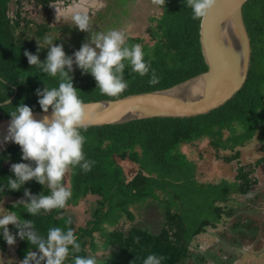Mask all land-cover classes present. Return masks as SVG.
<instances>
[{
	"label": "trees",
	"instance_id": "1",
	"mask_svg": "<svg viewBox=\"0 0 264 264\" xmlns=\"http://www.w3.org/2000/svg\"><path fill=\"white\" fill-rule=\"evenodd\" d=\"M23 1L16 0L17 8L11 17L12 0H0V104L3 105L0 119L3 114L11 117L9 113L21 103L32 111H42L38 104L37 89L57 87L60 82L59 78L49 77L35 66H30L24 55L25 51L37 54L39 45V59L43 61L46 58L49 49L42 42L50 28L47 24L39 25L34 36L24 35L23 26L27 27L30 21L23 15ZM28 1L46 11L58 1L71 3V0ZM243 9L251 38V65L244 86L224 105L207 114L190 118L154 117L123 124L91 126L86 131L82 130L86 137L83 149L85 156L95 161V165L88 173L78 167L70 168L65 186L72 192L66 207L77 206L84 200L90 203V198H96L92 218L86 226L76 228L74 217L66 211V207L31 216L23 204L17 205L16 201L7 204V210L15 212L21 220H30L34 230L44 237L52 227L72 228L81 245V252L77 255H89L85 249L87 246L93 247L94 250L89 247L92 253L97 250L108 251L98 264H143L149 254L164 257L163 264H181L188 258H196L198 262L204 261L206 254H214V249L219 250L222 256H228V262L233 263L235 256L243 249L244 240L251 238L250 241H253L252 235L257 233V228L253 227L252 222H246L241 214L235 216L232 227L222 231H216V227L224 214L232 216L239 213L238 209L228 205L229 199L232 200L229 197L231 193L246 196L253 205L259 204V194L253 191L260 185L255 173L258 169L264 172V158L254 164H245L241 162L240 151L235 150V147L249 142L254 136L257 140H264V0H249ZM152 22L155 23L149 31L153 44L143 45L142 48L145 60L150 62L151 69L158 77V83L149 84L151 72L141 77L131 72L129 67L125 70L127 89L117 97H109L100 93L90 74H82L73 66L74 70L69 75L84 103L115 100L169 88L208 69L200 43V20L192 19L191 9L185 7L184 0H165L162 14L153 18ZM126 38L128 45L140 42L137 37ZM4 81L7 82L4 84ZM7 100L10 104L6 103ZM226 130L229 136L223 139ZM203 138L209 140L210 147L217 151L223 161L236 162V175L229 186L227 198L213 197L214 186L197 180V164L185 155L186 149H193L196 141ZM225 152L232 153L228 155ZM21 156L17 144L1 154L0 187L7 185L10 176L14 178L10 170L12 164L28 163ZM119 160H128L139 166L130 180ZM24 189L34 195L41 192L49 194L47 188L33 180L19 191L5 188L0 193V202L7 196L15 199L24 197L27 200ZM149 204L161 205L164 212L165 221L158 231H153L148 224L143 223L145 218L126 232L115 229L122 217L128 220L136 218L133 208L142 210ZM250 207L248 209L254 211L252 208L255 207ZM104 224L113 225L114 231H107ZM8 228L15 236L18 230L11 224ZM209 228L216 231L217 243L206 248L203 254L193 252L191 246L194 238L205 236ZM95 232L106 238L104 244L96 245L93 237ZM224 232L230 234L227 240L224 239ZM16 242L17 254L22 260L28 252L38 251L34 245L18 236ZM7 245L0 237V249L4 251ZM217 256L220 263L222 260ZM256 262L260 263L259 260Z\"/></svg>",
	"mask_w": 264,
	"mask_h": 264
},
{
	"label": "clouds",
	"instance_id": "2",
	"mask_svg": "<svg viewBox=\"0 0 264 264\" xmlns=\"http://www.w3.org/2000/svg\"><path fill=\"white\" fill-rule=\"evenodd\" d=\"M156 3L165 4V0H156ZM184 4L191 9L193 20L203 21L215 7L216 0H184ZM56 19L60 21L63 17L57 15ZM70 20L72 27L90 33V38L72 56L66 55L62 44L54 45L51 37L46 38L49 50L43 61L39 59V45L37 54L24 52L30 66L60 80L57 87L45 86L36 91L41 110L48 113L51 108V115L36 120L32 109L21 103L9 113L11 121L4 137L5 143L11 141L19 145L21 159L28 163L11 165L14 178L9 177L7 185L0 187V193L5 188L19 191L23 185L33 180L49 191L47 195L42 192L34 195L24 189L27 200H20L16 204H23L31 216L65 208L72 196L71 189L64 184L68 170L78 167L82 172L88 173L95 165V161L86 158L83 150L86 137L82 130L86 131L87 128L86 111L69 75L74 70L73 65L82 74H90L100 93L109 97H117L127 89L125 70L129 67L131 72L141 77L151 72L149 84L158 83L150 62L145 60L142 46L128 45L123 30L95 31L87 12L73 13ZM6 103L10 104V101L7 100ZM0 108H3L2 104ZM10 224L18 230L15 236L8 228ZM17 236L34 245L39 253L28 252L20 264H66L69 256L72 257V264H98L97 257L92 252L93 255H77L81 252V245L72 228L52 227L44 237L34 230L30 220H21L15 212L0 214V237L8 245H18ZM163 261L164 257L149 254L143 264H163Z\"/></svg>",
	"mask_w": 264,
	"mask_h": 264
},
{
	"label": "rangeland",
	"instance_id": "3",
	"mask_svg": "<svg viewBox=\"0 0 264 264\" xmlns=\"http://www.w3.org/2000/svg\"><path fill=\"white\" fill-rule=\"evenodd\" d=\"M72 3L74 4L73 8L70 5ZM70 4L58 1L52 4L48 11H46L33 2H29L28 0L23 1V15L26 20L30 21L27 27H25V25L23 26L24 28L22 30L24 35L34 36L39 25L47 24L50 30L43 38V46L48 48L46 38L51 37L54 40V45L62 44L66 55L72 56V54L79 50L81 45L90 38V33L82 32L72 27L70 17L76 12H87L90 16L93 30L105 32L110 29L123 30L126 37L133 36L139 38V44L143 47V45L153 44L149 28L150 26H154L155 22H152V19L162 14V4L156 3V0H71ZM16 8V0H12L9 13L11 17L14 16ZM57 15L63 17V19L57 21ZM73 66L76 67L75 65ZM227 136H229V132L226 130L223 133V139ZM195 147L191 150L186 149L185 155L197 164V180L202 183H210L214 186L213 189L215 193L213 197L227 198L229 195V186L232 185L235 179L236 162L226 163L219 158L217 151L210 147L207 138L196 141ZM235 150L240 151L241 162L245 164H254L258 159L264 158V140H257V137L254 136L249 142H245L242 146L235 147ZM226 153L230 155L232 152H225V154ZM222 154L223 153H221V155ZM200 155L202 156L201 158ZM118 162L123 166L124 173L129 180L139 170L138 165L128 160H119ZM69 171L70 170H68L64 177L65 185H67L66 179L69 178ZM255 174L259 177L260 185L253 191L259 194V204L253 205L246 199V196L231 193L229 197L232 198V200L229 199L228 205L238 209L239 213L232 216L224 214L216 227V231H222L230 226L232 227L234 225L233 223L236 221V219H234L235 216L241 214L246 222H252L253 227L257 228L256 234H250L254 237L253 241H250L252 240L251 238L250 240H244L243 249L235 256L236 260L233 263L228 262V256H222L219 250L214 249V254H206V259L204 261L196 262V258H188L181 264H257V260L260 261L259 264H264V172L258 169ZM24 199V197L16 199L8 196L4 197L0 202V214L9 212L7 210V204ZM90 199L92 200H90V203L84 200L77 206L72 205L66 207V211L74 217L73 222L76 228L79 226H86L87 221L92 218V208L96 205V198L92 197ZM217 204L219 205V203ZM250 206L255 207L252 208L254 211L248 209L251 208ZM243 207V212H240V209ZM133 213L136 216L134 220H128L122 217L115 225V229L126 232L133 224L145 218V221L142 222L148 224L153 231H158L159 226L161 224L163 225L165 221L163 220L165 219L164 212L159 204H149L148 207H143L142 210L133 208ZM104 226L107 231H114L113 225L104 224ZM216 231L209 228V233H206L205 236H196L191 246L193 252H205L206 248L217 243V238L215 236ZM242 235L245 237L243 233ZM223 236L224 239L227 240L230 234L224 232ZM93 237L97 246L106 242V238L100 236L98 232H95ZM97 246L95 247L97 248ZM89 247L94 250L93 247ZM89 247L87 246L85 249L89 255H93ZM34 252H37L39 255L38 251ZM246 253L249 254L246 256ZM107 254L108 251L103 252L102 250H97L94 252L93 256L97 257V261L100 262ZM217 255H219V258L222 260L220 263ZM214 256L217 258H213ZM21 261L22 259H20L17 254V243L6 246L4 251L0 249V264H20ZM66 262L67 264H72V257L69 256Z\"/></svg>",
	"mask_w": 264,
	"mask_h": 264
},
{
	"label": "water",
	"instance_id": "4",
	"mask_svg": "<svg viewBox=\"0 0 264 264\" xmlns=\"http://www.w3.org/2000/svg\"><path fill=\"white\" fill-rule=\"evenodd\" d=\"M249 0H216L200 21V43L208 69L172 87L127 95L115 100L86 102L87 127L123 124L133 120L190 118L204 115L229 101L244 86L251 65V39L244 21ZM36 120L45 115L32 111ZM11 117L0 119V156L12 146L4 142Z\"/></svg>",
	"mask_w": 264,
	"mask_h": 264
},
{
	"label": "flooded vegetation",
	"instance_id": "5",
	"mask_svg": "<svg viewBox=\"0 0 264 264\" xmlns=\"http://www.w3.org/2000/svg\"><path fill=\"white\" fill-rule=\"evenodd\" d=\"M74 3H75V2H74ZM70 5H71V6H72V8H73V5H74V4L72 3V4H70ZM72 8H71V9H72Z\"/></svg>",
	"mask_w": 264,
	"mask_h": 264
}]
</instances>
